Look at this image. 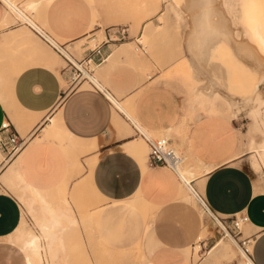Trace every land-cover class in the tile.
I'll use <instances>...</instances> for the list:
<instances>
[{
	"label": "crops",
	"instance_id": "crops-1",
	"mask_svg": "<svg viewBox=\"0 0 264 264\" xmlns=\"http://www.w3.org/2000/svg\"><path fill=\"white\" fill-rule=\"evenodd\" d=\"M3 14L4 5L0 0V21ZM88 15L89 9L83 0H54L49 7L51 28L63 38L59 42L64 46L83 34L89 33L90 36L96 33L95 29H98L100 25L95 24L94 28L88 29L86 27ZM97 19L104 22V32L114 24L113 22L106 23L104 16L99 15ZM211 24H206L205 29L210 27L213 31L205 33H210L213 37L204 33L206 37L202 35L204 38L198 40V42L202 40L204 47L209 48L210 46V49L214 47L213 45L211 47V44L219 38L213 34L222 35L221 25L225 27L220 23H215L216 26L213 25L214 23ZM13 26L14 24H10L0 28V32ZM218 28L219 33L216 32ZM222 29L228 30L226 27ZM190 41L187 32L185 40L183 38L186 50L183 55H186L188 60L191 55L193 63L194 59L198 58L193 57L194 53L189 51L187 45H191ZM116 45L118 42L110 41L102 43L101 48L110 54ZM212 50L211 53L216 52V58L220 61L216 64L219 70L214 62L209 61L211 62L210 68L205 66V71H199L200 75L196 76V79L202 82L206 80L208 86L210 80L218 82L222 80L223 89L229 86L237 87L240 72L245 71L246 73L249 69L242 70L239 65L244 67L248 65L236 59L237 57H233L229 49L217 50L214 47ZM226 50L229 51L228 54ZM122 55L117 61L111 62L112 64L104 59L95 65L96 67L94 66L93 72H98L99 79L105 88L114 94H119V99H132L130 108L134 115L129 113L135 116L134 118L143 129L145 128V131L151 135L160 132L169 133L171 141L174 144L177 143L176 145L180 146L182 151L188 150L197 159L199 163L197 161L196 163L200 168H208L202 180L199 178L192 180L193 185L196 188H198L197 184L200 185V194L205 198L211 210L218 215L226 216L237 211L247 213L248 223L252 225L249 234L254 236L251 261L254 264H264V184L255 182L256 174L248 164L247 153L249 151L244 149L245 145L249 144V140L243 139L239 134L242 123L235 118H227L218 113L197 112L194 114V104L191 103L193 93L183 80L176 77L161 78L159 67L152 68L145 75L141 72L139 63H130ZM150 62L155 64L151 59ZM223 64L225 68H229H226L228 71ZM106 65L109 66L108 69ZM196 65L199 67L198 64ZM208 71L211 74L215 71L216 75L220 73L218 76L221 74L224 76L222 75V79L219 80L221 77L218 78L215 74L210 75ZM61 73L69 84L67 71L61 69ZM226 74L229 80L225 78ZM211 76H216V78ZM223 82L228 84L227 87L223 86ZM80 85L62 87L56 74L41 65L23 69L14 82V97L24 108L39 113L35 121L25 125V134H22L16 127L0 101V123L9 119L18 132L23 137H27H25L26 145L17 155L20 156V170L23 178L33 188L49 192L65 181L73 166V158L77 156L83 165V170L76 173V169L73 168L74 174L69 179L68 186L72 188L77 180L81 181L77 183L76 192L89 184L93 186L101 198L105 197V200L110 201L107 205L100 204V210L105 208L107 216L116 217L126 212L138 211L142 215L145 230L147 232L154 230L155 240L151 242L148 253L142 251L140 241L135 244L145 262L148 264H184L190 256V248L196 241H190V238L196 232L199 222L196 209L187 205L181 198L180 178L166 165L149 164L147 160L144 166L141 165L138 158L144 157V154H136L129 145L131 140L139 137L131 118L129 119L119 108L114 109L112 101L102 89L92 85L85 87H80ZM208 86L201 87V91ZM261 86L264 92V82ZM212 92L223 94L218 88H213ZM53 116L59 118L61 125L70 134V141L56 139L43 133L49 118ZM178 129H184L183 138L178 135ZM93 139L96 146L82 153L79 144ZM65 144L72 145L67 147ZM93 154H96V159L87 180L89 167L84 158ZM0 189L1 254L5 252L3 248L6 246L2 241L3 238L9 241L8 236L20 223L21 213L25 217L29 213L25 211L18 197L1 182ZM76 198H81L80 193H76ZM174 214H177L182 223L186 224L184 230L180 229L179 225L175 227L176 229L173 225L170 229L166 228L164 221L167 215L172 217ZM97 220L98 213L95 217V224ZM208 224L210 231L214 232V223L208 221ZM212 235L214 233L207 235V238H212ZM9 242L15 245L17 251L20 252L22 264H27L26 256L20 247L14 242ZM124 259L125 257L123 261ZM132 262L133 260L129 264ZM237 262L240 264L239 260Z\"/></svg>",
	"mask_w": 264,
	"mask_h": 264
},
{
	"label": "rangeland",
	"instance_id": "rangeland-1",
	"mask_svg": "<svg viewBox=\"0 0 264 264\" xmlns=\"http://www.w3.org/2000/svg\"><path fill=\"white\" fill-rule=\"evenodd\" d=\"M14 1L17 4V6L20 7L28 17H30L34 22H36V24L40 26V28L43 31H45V33L48 36H50V38L56 41L58 40V42L59 40L60 41L63 40L62 37L57 35L52 30L51 25H50L49 7L54 0H14ZM83 1L89 9V15H88L89 19L87 23L92 24L93 28L95 24L100 25L98 29H95L96 37L94 39L89 40L90 44H92L95 40L98 41L104 38V31H103L104 22L101 20H98L97 16L99 15L104 16L106 23L113 22L114 24H125L129 30V37L122 39L120 42L118 41V44L121 42L127 41V42H130L134 48H136L135 52L139 55L140 60L143 63V64L139 63L141 66L140 70L142 73L147 75L151 71L152 68L155 69L156 67H159L161 68L160 70L161 78L170 79V78L176 77V78L183 80V82L186 83L188 88L191 90V93H193L192 98H191V103L194 104V107H193L194 114H196L197 112L198 113L202 112L204 114L218 113V114L225 115L227 118H235L240 123H242V126L240 127V130H239V134L243 139L249 140V144L245 145V149H244V150L249 151L247 153L248 164L256 174V177L254 179L255 182H257L258 184L259 182L261 184H264V158L262 157L261 155L262 153L260 152V144L262 145V143H264V102H259V101L252 102L251 101L248 103V105L246 104H241L242 106L238 105L237 109L232 108L230 106H220L219 102L217 100L215 101L214 98H212L213 96L206 97L204 95V93H206V89L204 91H201V89L204 88V86H208L207 81L204 80L202 82L201 80L196 79V76L200 75L199 71H205V66L206 67L209 66V61L214 62V63L218 62V59L213 57V53H211L210 47L209 48L204 47V42L200 41V45L198 42V46H197L196 45L197 42L194 41L196 44H194L195 46H192L194 42L192 41L191 38H196L195 36L196 34H198V33L194 34V27H195L194 24L195 23L193 24V21L194 19H196V17H198V15H200L204 11L211 12L209 20L212 23H220V24L222 23L221 21L222 19L221 17H223L222 10L225 12V9H226V12L228 13V15H231V17L229 16L231 18V19L229 18L230 27L228 24L226 26V29H228L230 32L228 30L225 31L224 29H221L220 31L222 32V34L226 33L225 34L226 36L224 38L220 34V39L217 40L213 44V46L215 45L214 47L217 48V50L218 49L224 50V48L229 49L233 57L234 55H235V58L237 57L236 59L240 61H244L245 63L255 62L254 64L257 65L255 61L256 56L254 55V53L252 55L251 51H249L250 48L246 47L247 48L246 49L245 47H242L243 41L242 40H241L242 42L239 41L241 38H243L241 34V30H240L241 29L240 25L242 24L241 23L242 20H241V14L239 12V9L241 8L239 2L238 1L235 2V5L231 7V9L230 8L228 9L226 7L224 8V6L221 5L220 0H205V3L202 5H200L197 2V0H158L159 5L156 4V5H151L150 7H148V9H152L154 6L158 5L159 7L158 12L145 18V21H141L140 25L137 27L136 26V24L138 23L137 19L140 16H142L143 18L142 17L141 18L144 19V16L146 15V14L144 15V13H142L141 15L136 13L137 11L143 8L145 0H83ZM261 1L262 0H259V2H256V1H252V2L256 4L264 3V0L263 2ZM169 2L173 3L174 8L176 9V11L179 12L181 16V19L180 18L177 19V22H178L177 25H176L177 17L175 16V14H173L174 11L170 10ZM235 7H238V8H235ZM161 11L164 12L165 16L159 15ZM132 14H136L140 16L133 18L131 17ZM128 17H131L132 19L131 18L129 19ZM123 19H129L130 22L129 20L126 21ZM147 20L157 25L156 26L157 34L154 35L152 38L150 37V39L148 40H144L142 37L143 26H144L143 23L146 22ZM164 20L167 21L168 24L166 26L159 27L160 24H162ZM8 22L9 23H7L6 26L10 24H14L13 27H10L8 29H18L21 32L25 31L26 32L25 35H27V36H23V38H20V40L18 41H11L8 43L0 44V80L3 83L1 87H3L6 92L5 93V98H6L5 105L7 106L6 110L13 122L16 123L17 119L21 120L23 124V129H22L24 132L23 134H25V128H24L25 125L27 124L29 125L33 121H35L39 117V113L33 110H30V109L24 108L15 99L14 94H13V87H14V82H15L17 75L23 69L29 66L41 65V66L46 67L45 65L50 64V62L53 61L52 63H55V64L57 62V66L59 68V75L57 77L60 80L62 79L61 80L62 82H60L61 86L68 87L70 84H68V81L64 78V76L61 73V69L66 64V58L61 53H59L57 50L56 52L48 43L44 41V39L40 35H38V33L35 31L34 28L26 24L24 20H22L17 15H15L13 12H10V17H9ZM233 26L235 27L237 26L238 28L236 27L237 28L236 29ZM195 30H196L195 32H198L197 27ZM4 31L5 30H2L0 32V40L5 35L3 33ZM187 32L189 33L190 40L193 42V43L190 42L191 45L190 44L187 45L189 48V51L194 52L195 57L199 58L198 60L194 59L193 63H192L191 55L189 58L191 62L188 60V62L186 61L183 63V56H186V55H183L186 52L185 45L183 43V38L185 40ZM54 33L55 35H53ZM88 34L86 35L83 34L77 37L76 39L68 42L65 46L63 45L61 46L64 48V50L67 51L68 54L72 55L73 58L77 61V58H81V55H82V50H83L82 43H84L87 39H89ZM28 35L34 36L35 41H36L35 44L32 43V41H30ZM235 35L238 37L240 36L241 38L239 39L238 37L235 38ZM136 36L145 45V49H146L145 53L138 50L139 48L135 44V39H134ZM234 39H238L237 41L236 40L235 41L237 42V44L241 42L242 43V44L240 43L241 46L240 44H239V47H237L238 45L235 46L236 43L234 44ZM243 40H245V38H243ZM244 43L246 42L244 41ZM228 46H230V48ZM244 46L246 45L244 44ZM40 47L43 49L50 50L53 53L54 58L52 56L50 58L51 60L50 59H44V60L40 59L42 58L39 56ZM244 48L246 50H244ZM246 51L248 54L245 53ZM150 59L153 60L155 64H152L150 62ZM128 62L135 63V61H128ZM174 64H179V67H176L177 68L176 72L175 71H172L171 73H168L166 71L164 72V70H166L169 67H172V65ZM196 64H198L199 67ZM258 66L261 68L263 67L260 64H258ZM60 73L62 76L60 75ZM93 73H90V74H93ZM263 82L264 80L261 82V84ZM64 83H66L65 86H64ZM101 83L103 84V82ZM80 84H81L80 86H82L83 84H85V86L92 85L88 81H83ZM112 94L116 95V97L118 98L119 94H114V93ZM261 95L264 96V92H261ZM121 101H123V103L127 106L128 111L131 114H133L130 108L132 99L129 98V100L125 99V101L124 100H121ZM115 108L116 106L114 105V109ZM213 110H216V112L215 111L213 112ZM43 133L46 136H52L56 139L59 138V139H63L66 141L71 140L70 134L67 132L64 126L61 125L60 120L57 116H53L49 118V121L47 122L45 128L43 129ZM162 133L164 132H160L156 135H161ZM138 136L139 137H136V138H139V140H141V142L145 146V154L143 155L144 157L138 158L139 163L144 166L145 161L146 160L148 161V146L144 138L141 135H138ZM172 144L176 148H178V151H180L181 154L184 153L180 146L175 145L173 142ZM70 145L72 144H65V146L67 147ZM95 146H96V142L94 139L87 140L79 144V147L81 148L80 151L82 153L89 151ZM183 156L184 155H182V157ZM256 158L258 159L259 164L254 166V164H252V160ZM2 159H3V153L0 150V160ZM95 159H96V154L88 155L84 158L86 165L89 167V172L86 176L87 180L89 179V173L91 171V168L94 164ZM19 161H20V158H18L17 156L12 161L6 163L2 167V169L0 170V182L5 184L18 197V199L21 201L24 208L26 209L25 211L30 214V215L26 214V217H25V215L21 213V220L18 225L20 229L19 231L20 233H23V234L32 233V234H37L36 236L39 235L38 237H40L41 239L38 238L36 245L38 246L37 251L40 250L39 251L40 253L38 252V258L41 264H48V263L65 264L66 256L64 254H65L66 249H69V248L72 249L73 251H71L70 249L69 251H67L68 252L67 260L69 261H67L66 264H129L131 260H133L132 264H136V263L141 264L139 257H143V256L136 249L135 247L136 242L140 241L142 244V251H145L146 253H148L149 247L151 246V242L154 241L155 239H154V230L148 231V232L145 230V227H144L145 224L142 220V215L138 211L126 212L125 214L120 215V216L110 217V216H107V214L105 213V208H103L98 212V220L96 224L94 223V226H96L95 227L96 229L94 231L89 227V224L87 223L84 224L85 223L84 217L81 215V210L83 206L84 207L86 205H89L90 207L95 206V205L101 206L100 205L101 203L104 205H107L110 203V201L105 200V197L101 198V195L90 184L87 185L86 187H83L82 189L77 190V192L80 193L81 198H76L77 192L75 190L78 188L77 183L80 182L81 180H77L73 184L72 188L68 186V182H69V179L74 174L73 168L76 169V173H80L83 170V165L81 164L77 156L73 158V166L63 183L56 186L49 192H44V191L37 189V191H39L38 195H43L46 204H49L47 202H50L49 205L53 206L55 208L54 210L61 209L59 210V213L61 212L63 214L60 216V220H61V217H65L64 213L66 214L67 212L68 216L70 214L69 217L67 216L69 220L67 218H62V220L66 219L65 222L68 224L70 223L69 221H71V219L74 221L69 224L70 225L69 229L70 228L71 229L70 230L68 229L65 235L66 238H68L67 241L65 240L66 238L64 237L65 239L63 242L66 245L65 246L66 249H64L63 243L61 244V248H60V245L56 241H52L53 243L52 242L49 243V246H48L46 244V240H43V238L40 236V234H42V231L40 230L38 223L40 222V220H42V214H43V218L45 221H47L45 218L49 217V215L48 213H46V211H44V208H42L43 207L42 203L41 201L38 200V196L36 195L37 193L35 191L36 189H32L33 187H31L29 184L27 186L26 181L23 178L22 172L20 170L21 166H20ZM9 166H13L15 168V171L12 172L10 177L4 179L2 177V174L4 173L5 170L8 169ZM23 187H26V189ZM185 194L186 192H184V187H182V183H181L182 200H184V202L187 203V205H191L192 207L193 205H196V207L194 208H196V212L200 211L202 213L201 215L203 217V225H204L200 227L198 226L196 232L190 238V241L191 240L195 241L196 236L199 235V239L195 241V245L193 244L194 246L192 245V247L190 248V257H189L190 259L188 261V264H191V263L192 264H225L232 260L233 261L229 262L228 264H238L237 260H239L240 264H242L241 262H243V260L241 259V252L230 241L229 243L223 241L216 247V250H220L221 248L223 249V251H225L224 248H227L229 250L226 256H224L225 258L221 254H219L218 257L209 256L210 255L209 251L222 237H224L225 233L224 231L221 230L220 226H218L215 223L214 217H213L214 214L212 215L211 213H209L202 206V204L197 199L192 198L190 194L188 193L186 195ZM63 196L64 198L66 197L65 200L62 198ZM186 196H188L189 198ZM188 201L191 204H188ZM56 204H57V208H56ZM69 208H70V213L69 211H67L69 210ZM31 209L34 211L31 212ZM63 209L65 210L63 211ZM58 210L56 212H58ZM95 217L96 216H93L94 221H95ZM38 219H39V222H38ZM62 220H61V224H63ZM208 221H211L212 223H214V228H215L214 232L210 231L209 226H208L209 225ZM221 222L224 225L223 221ZM164 224L167 229H170L172 225L174 229H176L175 227L179 225L180 229L184 230L186 226L185 223L184 224L182 223L181 218L178 217L177 214H174L172 217H169L167 215V218H166V221H164ZM251 227L252 225L248 222L242 224L241 231H242L243 236L248 235L251 232V229H250ZM213 233L214 235H212V238L208 239L207 235H211ZM201 239L206 240V242H204L203 244L202 242H200ZM2 241L5 242L6 246L5 248H3L5 252L3 251L0 254V264H22V257H21L20 252L17 251L16 246L13 244H10V242L6 238H3ZM54 242L57 243L58 245L57 244L55 245ZM100 242L102 244H100ZM52 244L55 247L56 246L59 247L57 252L55 251L57 247L56 248L53 247ZM196 244L200 246L197 249L194 248ZM225 244L229 245V247L226 246ZM39 245L41 246V248ZM46 247L48 249H46ZM45 250L46 252L48 251L47 254ZM61 251L64 252V254L61 253ZM54 252L56 253V255L58 254L59 257L58 256L56 257ZM39 254L42 257H40ZM44 254L46 255L44 256ZM53 257L55 258V260H53L54 259ZM124 257L125 259L123 261Z\"/></svg>",
	"mask_w": 264,
	"mask_h": 264
},
{
	"label": "bare ground",
	"instance_id": "bare-ground-1",
	"mask_svg": "<svg viewBox=\"0 0 264 264\" xmlns=\"http://www.w3.org/2000/svg\"><path fill=\"white\" fill-rule=\"evenodd\" d=\"M239 2V4H240V6H241V10L239 9V12H240V14H241V20H242V24L239 26L241 29V34H242V36H243V38H245V40H243V38H241L240 36L238 37V36H236L235 35V38H237L238 37V39L239 38H241L239 41H241L240 43L242 44V47H249L250 48V50L249 51H251V53H252V55H253V53H254V55L256 56V58H255V60L257 61V65L256 64H254V65H251L250 63H245L246 65H248V67H244L243 65H239V66H241V69L243 70V69H247V68H249V69H247L246 70V73H245V71L243 72H240V75H239V77L237 78V87H235V88H232L233 86H229L227 89H223V87H222V84H221V82H222V75L223 74H221V76H218V75H220V73L219 74H215L216 72L214 71H212V74L214 75H216V76H218V78L219 77H221L219 80H221V82H218V81H214V80H210V84H209V86H208V88H206V93H204V95L206 96V97H210V96H213L212 98H214V100L216 101H218L219 102V104H220V106H230V107H232V108H236L237 109V107H238V105L240 106L241 104H246V105H248V103L249 102H255V101H259V102H264V96H262L261 95V92H263L262 91V88H261V82L264 80V3H254V2H252V1H256V2H259V0H220V3H221V5L222 6H224V8L226 7V8H230L231 9V7H233L234 5H235V2ZM1 2L3 3V5H4V14H3V17H2V19H1V21H0V27L2 28V27H5L6 25H7V23H9L8 21H9V17H10V12H13L15 15H17L18 17H20L22 20H24V22L26 23V24H28L29 26H31L32 28H34L35 29V31L38 33V35H40L43 39H44V37H43V35L47 38V39H49L56 47H58V49L59 50H61V52L64 54V55H66L67 57H69L74 63H76V64H78V62L73 58V56L72 55H70V54H68L67 53V51L66 50H64V48L61 46V43L60 42H58V40L56 41V40H54V39H52V38H50V36H48L46 33H45V31H43L41 28H40V26H38L37 24H36V22H34L30 17H28L25 13H24V11L20 8V7H18L17 6V4L15 3V1L14 0H1ZM197 2L200 4V5H202V4H204L205 3V0H197ZM261 2H263V0L261 1ZM170 3V10L171 11H174V13L173 14H175V16L177 17L176 18V25H177V19H181V16H180V14H179V12L178 11H176V9L174 8V6H173V3L172 2H169ZM156 4H158V0H145V2H144V6H143V8L142 9H140L139 11H137L136 13L137 14H142V13H144V19H142L143 17L142 16H140V15H136V14H132L131 15V17H133V18H135V17H139L136 21L138 22L137 24H136V26L138 27L139 25H140V22L141 21H145V18H147L148 16H150V15H152V14H155V13H157L158 12V5L157 6H154L152 9H148V7H150L151 5H156ZM260 5V6H259ZM235 8H238V7H235ZM127 11V10H126ZM125 11V12H126ZM121 12V11H120ZM123 12V11H122ZM129 12V11H128ZM230 12V11H229ZM130 13V12H129ZM211 12H207V11H204V12H202L200 15H198V17H196V19H194V21H193V24L195 25V27H194V34H196V33H198V34H196V38H194L195 39V42L197 41L198 42V40L199 39H201L203 36L204 37H206L205 35H204V33L205 32H207V31H210V33L213 31V29H210V27H209V25L207 26V27H209V28H207V29H210V30H207V29H205V26H206V24H211L212 22L209 20V18H210V14ZM222 14H223V17H221L222 19H221V21H222V23L221 24H224V26L226 27L227 26V24L229 25V18L231 17V15H228V13L226 12V9H225V12L222 10ZM228 16H227V15ZM232 14V13H231ZM159 15H164V12L163 11H161L160 12V14ZM167 15V14H166ZM165 16V15H164ZM230 16V17H229ZM233 16H234V14H233ZM131 17H128L129 19L131 18ZM142 17V18H141ZM164 18V17H163ZM237 18V17H236ZM129 19H123V20H126V21H128ZM132 19V18H131ZM231 19V18H230ZM240 19V18H239ZM121 21V20H120ZM180 21V20H179ZM129 22H130V20H129ZM231 22H232V20H231ZM144 24V26H143V34H142V37H143V39L144 40H148V39H150V37L152 38L154 35H156L157 33H156V30H157V25H155V24H153V22H151V21H149V20H147L146 22H144L143 23ZM168 23H167V21H163V23L162 24H160V26L159 27H163V26H166ZM181 24V23H180ZM213 24V23H212ZM211 24V25H212ZM238 24V23H237ZM179 25V24H178ZM210 25V26H211ZM214 26H216L215 25V23L213 24ZM213 26V27H214ZM220 26V25H219ZM222 26V28H225V27H223V25H221ZM238 26V25H237ZM236 26V27H237ZM86 27L88 28V29H90L91 27H92V24H89V23H86ZM196 27H197V31L198 32H195L196 30ZM218 27V26H217ZM216 27V28H217ZM229 27H230V25H229ZM233 27H235V26H233ZM235 27V28H236ZM206 30H204V29ZM215 28V27H214ZM221 28V27H220ZM221 28V29H222ZM238 28V27H237ZM236 28V29H237ZM220 29V30H221ZM204 30V31H203ZM212 30V31H211ZM215 30V29H214ZM218 31H216V32H218L219 33V28L217 29ZM225 30V29H224ZM239 30V29H238ZM221 32V31H220ZM230 32V31H229ZM233 32V31H232ZM235 32H236V30H235ZM5 35L2 37V39L0 40V44H3V43H8V42H11V41H18V40H20V38H23V36H27V35H25V31L24 32H21V31H19L18 29H8V30H5L4 32H3ZM209 33V34H210ZM214 33H215V31H214ZM205 34H207V33H205ZM209 34H207L208 36H209ZM226 34V33H225ZM233 34V33H232ZM231 34V35H232ZM53 35H55V33L53 34ZM184 35H185V33H184ZM203 35V36H202ZM213 35H217V37H219L218 39H220V35L218 36V34H213ZM210 36H212L211 34H210ZM214 36V37H215ZM224 36H226V35H224ZM223 36V34H222V37H224ZM28 37H29V39H30V41H32V43H34L35 44V38H34V36H31V35H28ZM203 37V38H204ZM213 37V36H212ZM212 37H210L211 39H212ZM71 38V37H70ZM74 38V37H73ZM202 38V39H203ZM216 38V37H215ZM233 38V37H232ZM192 39V38H191ZM207 40L209 39L208 37L206 38ZM217 39V40H218ZM238 39H234V44L236 43V45L235 46H237V47H239V41H238V43L239 44H237V40ZM70 40V39H69ZM214 40H216V39H214ZM236 40V41H235ZM25 41V40H24ZM44 41L46 42V43H48L45 39H44ZM192 41L194 42V40L192 39ZM192 41H190L191 43H193ZM202 41V40H201ZM204 41V40H203ZM211 40H209V42H210ZM226 41V40H225ZM244 41L246 42V43H244ZM22 42V41H21ZM193 43L192 45H194V44H196V43ZM207 42V41H206ZM215 42V41H214ZM213 42V43H214ZM23 43V42H22ZM60 43V44H59ZM211 43V42H210ZM226 43V42H225ZM230 43V42H229ZM49 44V43H48ZM199 44H200V42H199ZM241 44H240V46H241ZM244 44L246 45V46H244ZM50 45V44H49ZM197 45V44H196ZM203 45V44H202ZM208 45V44H207ZM213 44H211V47H213L212 46ZM26 46V45H25ZM51 46V45H50ZM209 46V45H208ZM215 46V45H214ZM27 47V46H26ZM52 47V46H51ZM210 47V46H209ZM229 48H230V46H228ZM55 51H56V49L54 48V47H52ZM154 48V47H153ZM198 48V47H197ZM244 48V50H246ZM3 49V48H2ZM212 49H214V47L212 48ZM211 49V50H212ZM225 49V48H224ZM210 50V49H209ZM208 50V51H209ZM240 50H242V49H240ZM39 56L40 57H42V58H40V59H42V60H44V59H50L52 56H53V53L50 51V50H48V49H43V48H41L40 47V49H39ZM136 51V48H134L132 45H131V43L130 42H121V43H119L117 46H115L114 47V49H113V51L110 53V54H108V56L105 58V60H106V62L107 63H113V62H115V61H117V59H118V57L121 55V54H123L124 55V58H125V60H128V61H135V62H137V63H142V61L140 60V57H139V55L135 52ZM196 51V50H195ZM199 51V50H198ZM198 51H197V53H198ZM207 51V50H206ZM213 51V50H212ZM248 51V50H247ZM247 51L245 52L246 54H248L247 53ZM248 51V52H249ZM57 52V51H56ZM203 52V51H202ZM214 52V51H213ZM194 53V52H193ZM229 53V51L228 50H226V54H228ZM239 53V52H238ZM250 53V52H249ZM62 54V55H63ZM152 54V53H151ZM208 54V53H207ZM215 54V53H214ZM213 54V55H214ZM244 54V53H243ZM246 54H245V56H246ZM122 55V56H123ZM251 55V54H250ZM121 56V57H122ZM193 56H195V55H193ZM207 56V55H206ZM209 56V55H208ZM235 56V55H234ZM241 56V55H240ZM243 56V55H242ZM249 56V55H248ZM217 57V54H216V56H215V58ZM232 57V56H231ZM251 57V56H250ZM249 57V58H250ZM53 58H54V56H53ZM120 58V57H119ZM123 58V57H122ZM121 58V59H122ZM196 58H198V57H196ZM202 58V57H201ZM243 58V57H242ZM120 59V60H121ZM199 59V58H198ZM198 59H196V60H198ZM210 59V58H209ZM217 59V58H216ZM235 59V58H234ZM234 59H233V62H234ZM51 60V59H50ZM156 60V59H155ZM188 59H187V57L186 56H183V63L184 62H186ZM225 60V59H224ZM251 60V59H250ZM190 61V60H189ZM203 61H205V60H203ZM50 62V61H49ZM48 62V63H49ZM53 62V61H52ZM52 62H50V64H47V65H45L48 69H50V70H52L55 74H56V76H58L59 75V68H58V66H57V62H56V64L55 63H52ZM191 62V61H190ZM196 62V61H195ZM219 62L220 61H218L217 63H215V65L216 64H219ZM240 62V61H239ZM244 62V61H243ZM252 62H253V60H252ZM59 63V62H58ZM111 63V64H112ZM211 63V62H210ZM209 63V64H210ZM213 63V62H212ZM235 63V62H234ZM236 63H237V61H236ZM255 63V62H254ZM143 64V63H142ZM188 64V63H187ZM242 64V63H241ZM258 64H260V65H262L263 67L261 68V67H259L258 66ZM214 65V66H215ZM224 65L225 64H223V67H224ZM106 66H108V65H106ZM111 66V65H110ZM217 66V65H216ZM215 66V67H216ZM222 65H220V67H221ZM239 66L237 67V68H239ZM82 67V66H81ZM96 67V66H95ZM176 67H179V64H174V65H172V67H169V68H167L166 70H164V72L166 71V72H168V73H171L172 71H177V68ZM222 67V68H223ZM242 67H244V68H242ZM102 68V67H101ZM109 68V66L106 68V69H108ZM209 68H210V66H209ZM217 69H218V66L216 67ZM221 68V69H222ZM225 68V67H224ZM226 68H228V67H226ZM225 68V69H226ZM212 69H215L214 67H212ZM229 69V68H228ZM99 70H100V68H99ZM102 70V69H101ZM216 70V69H215ZM219 70V69H218ZM217 70V71H218ZM222 70H224V69H222ZM221 70V71H222ZM227 70V69H226ZM228 71V70H227ZM230 71V70H229ZM209 73H210V75H212L211 74V72L210 71H208ZM107 73V72H106ZM222 73V72H221ZM224 73H226L225 72V70H224ZM231 73V72H230ZM242 73V74H241ZM88 75H89V77H90V80H92V82L96 85V86H98L100 89H102L103 91H105V93H106V95L108 96V98L112 101V103L117 107V108H119L120 110H122L123 111V113H125L126 114V116H128L129 117V119L131 118V121L135 124V125H137L142 131H145V128L143 129L142 128V126H140L139 124V122H137L136 121V119L129 113V111H128V109H127V106L123 103V101H121V100H119L116 96H114L111 92H109L105 87H104V85L101 83V81H100V79H99V75H98V72L96 71V72H94L93 74H90V73H88ZM216 76L214 77V78H216ZM224 76V75H223ZM226 77V79L228 78V80H229V77H227L228 76V74H226L225 75ZM212 77V76H211ZM212 77V78H213ZM261 77V78H260ZM224 78V77H223ZM224 78V79H225ZM223 79V80H224ZM62 80V79H61ZM60 79H59V82H62ZM225 81V80H224ZM227 81V80H226ZM229 82V81H228ZM227 82V83H228ZM224 83H226V82H223V86H225L226 85V87H227V85L228 84H224ZM257 83V84H256ZM65 84L66 83H64V86H65ZM3 85V83L1 82V80H0V101H1V103H2V105L4 106V108L5 109H7V106L5 105V100H6V98H5V90H4V88L3 87H1ZM88 86V85H87ZM80 87H85V84H83L82 86H80ZM213 88H218V89H220L222 92H223V94L222 95H220V94H217V93H213L212 92V89ZM125 101V100H124ZM127 103V102H126ZM256 104H257V102H256ZM242 106V105H241ZM245 106V105H244ZM216 112V110H213V112ZM221 112V111H220ZM226 112V111H225ZM252 112H253V110H252ZM222 113V112H221ZM134 115V114H133ZM223 115V114H222ZM185 118V117H184ZM188 120V119H187ZM184 121V120H183ZM185 122V121H184ZM139 123V124H138ZM14 124H16V127L21 131V133L23 134L24 132H23V124H22V122H21V120L20 119H17V122L15 123L14 122ZM146 132V131H145ZM177 133H178V135H180L181 136V138H183V133H184V129H178L177 130ZM163 135L165 134V135H167V136H169L170 137V135H169V133H166V132H164V133H162ZM185 137V136H184ZM183 142H184V140H183ZM177 144V143H176ZM175 144V145H176ZM129 145H130V148H131V150L132 151H134L136 154H140V155H143V154H145V146L143 145V143L141 142V140H139V138H134L133 140H131L130 141V143H129ZM182 145V144H181ZM178 146V145H177ZM184 147V146H183ZM177 150H178V148H177ZM179 150H181V149H179ZM256 151V150H255ZM184 153L182 154V155H184L183 156V160H182V162L180 163V164H178L177 166H176V170H177V175H178V177L180 178V180H181V183H182V187H184V192H186V194L188 193V194H190L191 196H192V198H195V199H197L201 204H202V206L204 207V198H203V196L200 194L201 193V188H200V185H198L197 184V186H198V188H196L194 185H193V182H192V180L194 179L195 180V178H199L200 180H202L203 178H204V174L208 171V168H206V169H202V168H200L199 167V165L197 164V163H199L198 161H197V159L188 151V150H184L183 151ZM260 152L262 153L261 155H262V157L264 158V143H262V145L260 144ZM18 158H20V157H18ZM259 158V157H258ZM257 159V158H256ZM256 159H253L252 160V164H254V166H256V165H258L259 164V161H258V159L256 160ZM7 160V159H6ZM6 160H4V161H2L1 163H0V170L2 169V167L6 164ZM196 161H197V163H196ZM20 162V161H19ZM261 162V161H260ZM12 164V163H11ZM16 165V164H15ZM17 168V167H16ZM16 170H18V169H16ZM15 171V168L13 167V166H9L8 167V169L7 170H5L4 171V173L2 174V177L5 179V178H8V177H10V175L12 174V172H14ZM17 173H18V171H17ZM172 173V172H171ZM176 175V176H177ZM195 176V177H194ZM196 183H198V182H196ZM200 183V182H199ZM27 184V183H26ZM25 186V185H24ZM27 186H28V184H27ZM32 187V186H31ZM23 188H25L26 189V187H23ZM32 189H36V188H32ZM183 190V189H182ZM37 193H36V195L38 196V200L39 201H41V203H42V208H44V211H46V213H48V215H49V217H46L45 219L47 220V221H45L44 220V218H43V214H42V220H40V222H39V219H38V225H39V227H40V230L42 231V234H40V236L43 238V240H46V244L49 246V243H51L52 241H56L59 245H60V248H61V244L63 243V246H64V249H66L65 248V244H64V239L66 238V233H67V231H68V229H69V224L70 223H72V222H74L71 218H73V217H71L70 219H71V221H69L70 223L68 224V223H66L65 222V220H62V218H67V212H66V214L64 213V216L65 217H61V220H62V223L63 224H61V220H60V216L63 214V213H59V210H61V209H57L58 210V212H56L57 210H54L55 208L53 207V206H50L49 204H50V202H47V203H49V204H46V202H45V199H44V197H43V195H38V192L39 191H37V189L35 190ZM35 191H33V192H35ZM43 193V192H42ZM183 194V193H182ZM185 194V195H186ZM36 196V197H37ZM182 196V195H181ZM184 196V195H183ZM47 197V196H46ZM186 197H188V196H186ZM31 198V197H30ZM64 200H65V198H64V196L62 197ZM189 198V197H188ZM191 200H193V199H191ZM27 201V200H26ZM32 201H33V199H32ZM189 201H190V199H189ZM188 201V204H191L190 202ZM28 202V201H27ZM45 202V203H44ZM64 202V201H63ZM67 202V201H66ZM31 203V202H30ZM41 203H40V205H41ZM192 203H194V202H192ZM187 204V203H186ZM30 205V204H29ZM94 205V204H93ZM65 207H66V205H65ZM64 207V208H65ZM100 207L101 206H99V205H95V206H92V207H90L89 205H86L85 207L83 206V208H82V210H81V215L84 217V224H89V227L94 231L95 230V227H94V223H95V221H94V218H93V216H96V214L98 213V211L100 210ZM193 207H196V205H193ZM56 208H57V204H56ZM205 208V207H204ZM66 209V208H65ZM65 209H63V211L65 210ZM196 209V208H195ZM206 209V208H205ZM209 213H211L212 215H213V213H212V211L210 210V209H206ZM34 210H32L31 209V212H33ZM43 211V212H44ZM67 211H69V213H70V208H69V210H67ZM202 211V210H201ZM198 212H200V211H198ZM197 212V220H198V222H199V227L200 226H204L203 225V217H202V213L200 212V213H198ZM33 214V213H32ZM194 215V214H193ZM211 215V216H212ZM69 216H70V214H69ZM68 216V217H69ZM214 217V216H213ZM48 218V219H47ZM75 218V217H74ZM68 219V218H67ZM44 220V221H43ZM69 220V219H68ZM68 220H67V222H68ZM196 221V220H195ZM214 221H215V223L218 225V226H220V228H221V230L222 231H224V233H225V235H224V237H222L213 247H212V249L209 251V256H211V257H218L219 256V254H221L223 257L224 256H226V254L228 253V249L227 248H224L225 249V251H223V249L221 248L220 250H216V247L220 244V243H222L223 241H225V242H228L229 243V241L234 245V246H236L237 248H238V250L241 252V259L243 260V262H241L242 264H254L252 261H251V258L243 251V249L239 246V244H238V242H237V240L229 233V231H228V229L225 227V225H223L222 224V222H221V220L218 218V217H214ZM66 224H65V223ZM192 223V222H191ZM72 225H74V224H72ZM71 225V226H72ZM71 229V228H70ZM69 229V230H70ZM20 229H19V226L14 230V232L12 233V234H10L9 236H8V239H9V241H11V242H14L15 244H17L19 247H20V249L24 252V254H25V256H26V260H27V264H41V262H40V260H39V258H38V252L40 251H37V249H38V246L36 245L37 244V240H38V238H40V237H38V236H36L37 234H32V233H28V234H23V233H20V231H19ZM68 235V234H67ZM201 236V235H200ZM241 236H243V234H241ZM65 237V238H64ZM41 239V238H40ZM67 239L68 238H66L65 240L67 241ZM197 239H199V235L198 236H196V240ZM227 240V241H226ZM40 241V240H39ZM38 241V242H39ZM42 241V240H41ZM69 242V241H68ZM53 243V242H52ZM57 243H55L54 242V244L56 245ZM41 244V243H40ZM57 244V245H58ZM100 244H102L101 242H100ZM45 245V244H44ZM69 245V244H68ZM226 246H228L229 247V245H227V244H225ZM36 246H37V248H36ZM40 246V245H39ZM52 246H53V244H52ZM103 246V245H102ZM223 246H224V244H223ZM252 246V245H251ZM251 246H250V249H251ZM45 247V246H44ZM43 247V248H44ZM53 247H55V246H53ZM57 247V248H56ZM55 248H56V252L58 251V249H59V247L58 246H56ZM200 246L198 245V244H196V246L194 247L195 249H197V248H199ZM231 247V246H230ZM40 248H41V246H40ZM71 248H72V246H71ZM46 249H48L47 247H46ZM70 249V248H69ZM69 249H66V251H65V254H64V252H62L61 251V253H63L66 257V260H65V264H66V262L67 261H69V260H67L68 258V252L67 251H69ZM108 249V248H107ZM61 250V249H60ZM59 250V251H60ZM71 251H73L72 249H70ZM45 252H46V250H45ZM48 252V251H47ZM47 252H46V254H47ZM40 253V252H39ZM114 253H115V251H114ZM113 253V254H114ZM46 254H44V256L46 255ZM54 254L56 255V253L54 252ZM72 254V253H71ZM40 255V254H39ZM55 255H54V257H55ZM48 256V255H47ZM49 256H51V255H49ZM58 256V254L56 255V257ZM194 256V255H193ZM40 257H42L41 255H40ZM53 257V258H54ZM59 257V256H58ZM190 257V256H189ZM197 257V256H196ZM49 258V257H48ZM140 258V263L141 264H148V262H145V260H144V258L143 257H139ZM225 258V257H224ZM229 258V257H228ZM189 259L190 258H188L187 260H186V262L184 263V264H188V261H189ZM53 260H55V258L53 259ZM43 263V262H42ZM48 264H52V263H48Z\"/></svg>",
	"mask_w": 264,
	"mask_h": 264
},
{
	"label": "built area",
	"instance_id": "built-area-1",
	"mask_svg": "<svg viewBox=\"0 0 264 264\" xmlns=\"http://www.w3.org/2000/svg\"><path fill=\"white\" fill-rule=\"evenodd\" d=\"M43 37L59 53L63 54L61 50H59L58 47H56L49 39H47L44 35ZM95 37V34L88 36L89 39L82 44V52H84V56L77 58V61L79 62L78 64L74 63L69 57L63 54L66 58V64L62 70L67 71V79L69 80V84L71 86H76L83 81H88L92 84V86L98 87L92 82V80H90L88 73H93L94 66L108 56V53L104 52L101 48L102 43L110 41L120 42L122 39L129 37V30L125 24H113L107 28L106 32H104L103 39L98 41L95 40L92 44H90L89 40L94 39ZM134 39L135 44L139 48L138 50L145 53L146 49L143 42L139 40L137 36ZM133 125L137 134L144 138L148 146V163L163 164L177 172L176 166L182 162L183 157L181 152L178 151L172 144L170 137L165 134L151 135L147 131H142L134 123ZM26 140L27 139L18 132L15 125L9 119L3 120L0 123V150L3 153L2 161L6 159V163L12 161L24 148ZM2 161L0 160V163ZM204 207L211 210L205 198ZM212 213L214 214V217H218L221 221H223L229 233L237 240L239 246L250 258H252V249H250V246L253 245L254 236L252 234L241 236L242 224L249 221L247 213L237 211L226 216L218 215L214 211H212ZM200 242L204 244L203 239H201Z\"/></svg>",
	"mask_w": 264,
	"mask_h": 264
}]
</instances>
